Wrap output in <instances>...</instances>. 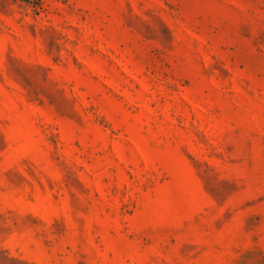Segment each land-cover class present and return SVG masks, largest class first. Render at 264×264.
I'll return each instance as SVG.
<instances>
[{
  "label": "rangeland",
  "instance_id": "1",
  "mask_svg": "<svg viewBox=\"0 0 264 264\" xmlns=\"http://www.w3.org/2000/svg\"><path fill=\"white\" fill-rule=\"evenodd\" d=\"M0 264H264V0H0Z\"/></svg>",
  "mask_w": 264,
  "mask_h": 264
}]
</instances>
